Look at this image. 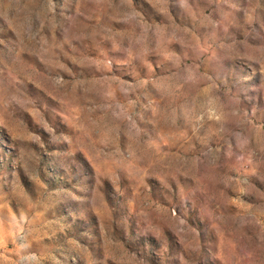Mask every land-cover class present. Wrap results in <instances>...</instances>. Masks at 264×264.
I'll return each mask as SVG.
<instances>
[{"label":"rangeland","instance_id":"1","mask_svg":"<svg viewBox=\"0 0 264 264\" xmlns=\"http://www.w3.org/2000/svg\"><path fill=\"white\" fill-rule=\"evenodd\" d=\"M0 264H264V0H0Z\"/></svg>","mask_w":264,"mask_h":264}]
</instances>
